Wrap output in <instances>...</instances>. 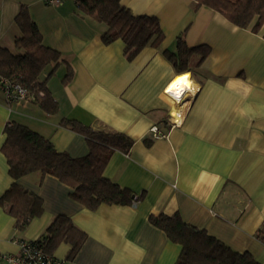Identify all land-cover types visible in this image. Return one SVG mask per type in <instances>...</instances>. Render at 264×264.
<instances>
[{"label": "crops", "instance_id": "0c3cea01", "mask_svg": "<svg viewBox=\"0 0 264 264\" xmlns=\"http://www.w3.org/2000/svg\"><path fill=\"white\" fill-rule=\"evenodd\" d=\"M121 3L133 15L156 16L164 35L158 46L144 47L132 60L126 59L122 40L102 42L107 25L82 13L74 0L55 5L0 0V47L16 52L14 18L24 5L44 44L61 58L46 84L58 105L54 114L33 99L8 104L0 89V197L16 182L42 200V213L23 229L0 202V254L17 253L18 240L40 238L64 215L86 239L70 260V246L58 245L53 255L62 264H174L180 245L148 217L179 213L186 223L264 264V27L258 33L240 28L193 0ZM178 37L209 51L198 72L187 71L194 94L176 106L185 105L184 115L173 126L177 103L165 89L185 72H176L164 51H175ZM68 69L71 77L65 81ZM62 119L132 139L127 153L111 155L103 174L141 195L138 201L90 210L54 176L10 177L1 152L8 122L28 127L72 157L88 153L85 137L63 126ZM154 126L164 136L153 134Z\"/></svg>", "mask_w": 264, "mask_h": 264}, {"label": "trees", "instance_id": "16d2710c", "mask_svg": "<svg viewBox=\"0 0 264 264\" xmlns=\"http://www.w3.org/2000/svg\"><path fill=\"white\" fill-rule=\"evenodd\" d=\"M195 6H206L223 15L240 28L250 27L258 33L264 27V0H193ZM77 8L107 29L101 40L109 44L116 39L124 43V55L132 60L144 47L158 46L163 39L159 20L154 15H133L121 0H74ZM19 35L14 39L16 52L0 47V78L13 80L24 87L33 100L46 112L54 114L58 105L46 84L54 74L60 53L45 45L42 35L22 5L14 18ZM264 37V32H263ZM206 45L189 47L182 37L176 41L175 51L164 54L176 72L196 73L208 54ZM198 56L192 62L193 56ZM47 75L42 78V73ZM71 77L68 69L63 80ZM65 127L82 134L88 153L72 157L57 151L52 143L28 127L8 122L4 125L5 139L1 152L8 164V173L15 181L32 172L51 175L70 187V197L84 207L94 210L101 204L130 205L141 198L132 190L105 177L104 168L115 151L127 153L133 141L123 133L93 130L76 120L62 119ZM7 203L9 213L16 218L15 226L23 229L42 213V200L13 182L0 197ZM149 222L162 230L167 238L181 247L174 264H260L247 251L231 249L205 230L186 223L179 213L150 215ZM86 239V234L64 216H56L45 233L35 242L43 251L53 255L60 243L70 246L66 259H73Z\"/></svg>", "mask_w": 264, "mask_h": 264}, {"label": "built area", "instance_id": "2783aa9c", "mask_svg": "<svg viewBox=\"0 0 264 264\" xmlns=\"http://www.w3.org/2000/svg\"><path fill=\"white\" fill-rule=\"evenodd\" d=\"M48 5H55L62 0H43ZM0 89L4 94L5 102L20 103L33 99V95H30L27 90L20 84L13 80L6 78H0ZM178 120L172 116V125H177ZM151 131L156 136H164L154 126ZM18 252L13 253H1L0 261L3 264H62V261L56 258L54 255H49L43 251V246L36 243L35 240L21 239L17 241Z\"/></svg>", "mask_w": 264, "mask_h": 264}, {"label": "bare ground", "instance_id": "6f19581e", "mask_svg": "<svg viewBox=\"0 0 264 264\" xmlns=\"http://www.w3.org/2000/svg\"><path fill=\"white\" fill-rule=\"evenodd\" d=\"M181 77H186L185 80L181 81L180 83L177 84V86L175 88H172L171 91H169L168 89L174 84L176 83ZM191 84L192 81L190 79V74L185 72V73H181L178 74L166 87L165 91L168 95H170L175 101H176V105L173 109V111L171 112V114L177 118V120H181L182 116L184 115V106L182 108H176V106L180 103V101L182 100V98L187 99L188 97H191L190 95L194 94V90L191 88ZM190 94V95H189Z\"/></svg>", "mask_w": 264, "mask_h": 264}, {"label": "snow or ice", "instance_id": "6c2138e0", "mask_svg": "<svg viewBox=\"0 0 264 264\" xmlns=\"http://www.w3.org/2000/svg\"><path fill=\"white\" fill-rule=\"evenodd\" d=\"M186 77H181L176 83H174L168 90L171 91L172 88H175L177 86L178 83H180L181 81L185 80Z\"/></svg>", "mask_w": 264, "mask_h": 264}, {"label": "rangeland", "instance_id": "374dc122", "mask_svg": "<svg viewBox=\"0 0 264 264\" xmlns=\"http://www.w3.org/2000/svg\"><path fill=\"white\" fill-rule=\"evenodd\" d=\"M51 79H52V78H51ZM51 79H50V80H51ZM50 80H49V81H50Z\"/></svg>", "mask_w": 264, "mask_h": 264}]
</instances>
